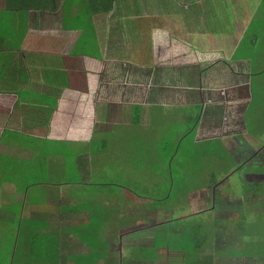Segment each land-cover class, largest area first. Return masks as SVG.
Instances as JSON below:
<instances>
[{"label":"crops","instance_id":"crops-1","mask_svg":"<svg viewBox=\"0 0 264 264\" xmlns=\"http://www.w3.org/2000/svg\"><path fill=\"white\" fill-rule=\"evenodd\" d=\"M222 2L0 0V230H17L14 225L27 214L28 233L20 238V251L18 240L0 235V264L44 261L33 260V228L65 231L60 263L51 264H151L142 248L153 250L155 238L179 241L185 233L202 239L212 223L147 220L133 195L125 201L126 192L106 189L104 173L116 164L127 166L128 149L141 144L138 135L160 126V115L184 119L196 109L197 135L205 111L201 101L208 85L224 83L215 80L225 68H248L250 79L254 61L238 58L239 36L223 26ZM254 43L249 39L248 52L255 53ZM231 80L237 86L238 71ZM134 106L140 109L138 125ZM170 109L179 111L172 116ZM228 118L227 129L240 127ZM241 121L245 126L242 116ZM246 209L241 214L251 212ZM246 219L244 225L217 222L211 245L200 243V254L213 253L217 264H264L258 255L264 253L258 249L264 224ZM86 225L98 253L68 232ZM189 225L201 229L187 234ZM104 246L110 247L101 255ZM246 246L251 255L241 253Z\"/></svg>","mask_w":264,"mask_h":264},{"label":"rangeland","instance_id":"rangeland-1","mask_svg":"<svg viewBox=\"0 0 264 264\" xmlns=\"http://www.w3.org/2000/svg\"><path fill=\"white\" fill-rule=\"evenodd\" d=\"M262 5H264V0H223L221 4L223 26L228 29L232 35L239 36L240 43H245L246 39H252L253 42L256 43L251 46V50L255 52V55L257 53H262L264 55V36L256 37L259 35L257 34L258 32L264 33V6ZM250 33H253V35H250ZM240 55L244 56L243 54ZM254 68L256 70L264 68V57L263 59L254 60ZM235 70L238 71L239 76V83L237 86L233 85L231 80ZM249 73L250 70L248 68H225L220 75H217L215 80V82L218 83L223 79L224 83L221 85H208V95L205 101H201V103H204L205 109L201 119L203 122L201 124L202 128L199 129L194 139L196 142H202L208 138H228L226 141H223L234 157V164L236 167L232 174L227 176L223 174L216 176L212 173L208 175V178L204 175V180L208 181V186H206L205 189L190 192L191 194H184L185 187L190 186V184L183 185V182H181V180L184 181L190 175L186 170H182L185 164H190V167H196L197 163L203 161L209 162L207 170L209 173L211 171L210 169L215 168V166H210V164H215L217 158L215 155H212L210 161L209 157L202 158L201 156L190 160V157L184 152V148L191 147L188 139L183 140V147L176 153L173 136L170 134L174 130V125L172 124L171 127L173 130L166 136L168 137L166 149L161 152L159 149L152 150L151 153L146 155L142 152L140 156L138 155V146L134 149H129V153L125 154V162L128 163V161L131 160L129 166H119V164H116L110 171L104 173L107 178L104 183L108 184L106 189L112 192L113 195H116V189L120 191L121 195L126 192L125 196L127 198L130 196V191L139 196L140 200H138V203L140 208H145L146 213L144 217L148 218L147 220L170 221L184 218L178 223L191 224L204 222L211 224L216 220L221 223H226L230 220L229 217L235 215L238 218V214H241L246 208L251 209V212L246 214V217L249 220H255L257 215L264 211L254 207L257 204V199L259 201L261 196L242 194V192L244 190V182H264V176L256 175L251 172L249 173L251 167H264V135L254 138L250 136L251 134L244 133V127L247 128V130L250 128L256 130L258 128V124L255 125L256 127H252V124L254 125L255 120L257 122L260 113L259 110L261 109V105L257 100L258 96H256L253 89L249 87V85H251ZM251 96H253V98H251ZM185 107H188V105ZM178 111L177 109H170L169 113L174 116L175 112L177 113ZM196 111V109H189L188 116L195 115ZM241 116L245 126H243ZM226 118L231 119L233 123L237 119L240 122V127L227 129L226 126L223 125ZM209 125H213V128L210 127L211 129H209ZM259 128L264 130V126H259ZM185 130L186 128L184 131ZM181 133L182 132L178 134ZM153 137H155L153 132L146 133L145 131L144 139L141 142L142 147L145 148L146 144L151 146L159 144L152 141ZM192 146H195V143ZM257 154V157L250 159V156ZM257 158L261 159L257 160ZM199 159L201 161L197 162ZM167 160H169V162H167ZM170 163L173 169L172 172L174 173L173 184L168 175ZM101 172L102 171H100V173ZM5 186H7L6 182L3 187ZM148 186L151 188L155 187L157 191L154 192L153 190L150 193L144 192L143 189H146ZM120 188L127 189V191ZM92 190H95V188ZM153 204L154 209L150 210V206ZM155 209H158L159 214L155 217L153 216L154 219H149L151 215L154 214ZM167 212L170 213L166 214ZM0 216H2L1 213ZM262 217L264 218V216ZM19 220L14 225V228L18 229H10L9 231L13 234L8 233L6 230H0V235L4 232L8 233V236H13V238L8 241L14 243V241L16 242L18 240L20 251L24 245L23 240L20 241V238L26 239V231L22 234L19 233ZM244 223L243 221V223L240 224L243 225ZM181 232H183V230ZM184 237H187L185 233ZM219 246L226 247V243H222ZM142 250L144 255L148 254L147 247H143ZM34 263L50 264L49 262L40 260L34 261Z\"/></svg>","mask_w":264,"mask_h":264},{"label":"trees","instance_id":"trees-1","mask_svg":"<svg viewBox=\"0 0 264 264\" xmlns=\"http://www.w3.org/2000/svg\"><path fill=\"white\" fill-rule=\"evenodd\" d=\"M28 8H29L28 6H25V9H28ZM252 34L253 33H250V35ZM257 34L259 35H257L256 37L264 36V33H261V32H258ZM248 41L249 39H246L245 43H240L238 58L244 59V58L250 57L252 58V61H254L255 59H263L264 55L262 53H257L255 55L254 53L248 52L246 50V48L248 47L247 45ZM240 54H243L244 56ZM250 84H251L250 89H253V91L255 92V95L258 96L257 100L259 101V104L261 105V109L259 110L260 113L258 115L257 122L255 120L254 125L252 124V127H256L255 125L258 124V128L256 130H253L251 128L248 129V134L249 135L251 134L250 136H253L254 138H258L264 135V130H261V128H259V126H264V69L256 70L254 68V63L251 69ZM251 98H253V96H251ZM134 109H135L134 111L135 114L133 118V123L138 125L140 122V113H139L140 109L139 107H135V106H134ZM200 116L201 114L196 113L195 115L193 114L191 116L187 115L184 119L182 117L181 119H176L175 118L176 116H174V118H170V117H167L166 115L165 116L160 115V120H159L160 126L153 132L155 134V137L152 138V141H155L156 143H159V144H154V146L146 144L145 148L142 147V144L137 145L139 148V151H138L139 156L142 152H144V155H146V154L151 153L152 150L154 151V150L159 149L161 152L164 149H166V142L168 138L166 136L174 129L173 132H171L170 134L173 136L174 144L176 146L175 148L176 153H178L179 150L183 147V140L188 139L189 145L191 147L184 148V152H186V155L190 157V160L196 159L195 157L201 156L202 158L209 157V161H210L212 155H215V157L217 158L215 164H210V166H215V168L210 169L211 171L209 173L207 172L208 167H209L208 166L209 162L207 163L203 161L201 163H197L196 167H190V164H185L182 170H186L190 175L188 174L189 175L188 178H186L184 181L181 180V182H183V185L190 184V186L185 187L184 194L185 193L191 194L190 192H196L197 190L205 189V187L208 186V181L204 180V175H206L207 178H208V175L212 173H214L216 176L222 175V174L227 176L229 174H232L234 172L233 170H235V167H236L234 164V157L232 153L228 150V146L223 141V138H210L202 142H196L194 140L196 137L197 126H199ZM173 121H176V122H173ZM172 124L174 125L173 129L171 127ZM185 128L186 130L184 131ZM180 132L182 133L178 134ZM144 136L145 134H142V135H138L137 137L138 139L143 140ZM194 143H195V146H192L194 145ZM127 152L129 153V149ZM200 161H201L200 159L197 160V162H200ZM130 162L131 160L128 161L127 166H129ZM167 162H169V160H167ZM113 167L114 166H112L111 168ZM168 170H169L168 175H169L170 181L173 184L174 183V177H173L174 173L172 172L173 169L171 168V163L169 164ZM250 172L256 175L264 176V167L251 168L249 173ZM244 183L245 185L243 187L244 190L242 194H247V195L253 194L256 196H261V199L257 201V204L255 205V207L259 208L260 210H264V182L263 183L244 182ZM120 189L127 191V189H124V188H120ZM143 190L146 193H150L153 190L154 192L157 191L155 187L151 188L149 186L146 189L144 188ZM130 194L133 195L135 199L137 200L140 199V197L135 195V193H133L132 191H130ZM123 198H126L125 201L128 200L126 196H123ZM152 209H154V204L150 206V210ZM154 212H158V209H155ZM169 213L170 212H167L166 214H169ZM262 216H264V211L257 215L253 223H257V224L264 223V218ZM245 217L246 216L244 214H242V216H239L238 218L237 216L234 215L233 217H229L230 220H228V222L231 221V222H235L237 225H242L240 223H243V221L245 223L249 222L247 219H245ZM26 218H27V214L22 217L19 233L22 234L24 231H26V235H27L28 234L27 230L24 229L25 222L27 221ZM181 219H184V218L170 220V222L178 223ZM217 222H218L217 220L213 221L212 222L213 226L207 227L206 232L204 236L202 237V239L194 237L191 234L194 231H199V229H201L199 228V226H193V225H189L185 228V232L191 235L179 241H171L167 239V241H164L162 243L161 240H158L155 238V242H154L155 245L153 247V250H151L150 248L147 249L148 254L145 255V260L153 264L154 263L153 257H157L154 264H158L161 257H164V260H166L167 263L162 261V264H217L215 262L213 253L203 255V254H200L199 252L200 243H202L201 248L211 245L214 239V236H215V231H216L214 228V225ZM202 223L204 224V222L191 223V224H202ZM87 226L88 225H86L85 227L71 229L68 232L77 236L82 242H85V244L88 246L90 253H94V254L98 253L97 251L98 249L94 245H92V243H90V241L87 238V235L89 234L88 233L89 228L86 229ZM241 231L248 232L249 230L246 229V230H241ZM64 234H65V231L63 230L59 232L52 231L49 233H45V232H40L39 230H37V228H33L32 231L29 232V237L31 236L29 239H30V248L32 249L31 253H32L33 260L37 259V257H42V259H44L45 262H49L50 264L54 262L60 263L61 259H60L59 252L60 250H63L65 247V238L63 237ZM43 243H47V245L51 247V251L47 252V250L44 249ZM262 244L263 245L259 246L258 249H262L264 251V240L262 241ZM109 247L110 246H104L102 250L100 251V254L106 255V252L108 251ZM173 249H175L174 252H173ZM161 250L164 252L163 254H160L159 251ZM152 251L155 254L158 251L159 254H157V256H154L153 254H151ZM241 253L243 255H251L249 254L250 252L247 246L244 247L243 251L241 250ZM167 254H169V257L167 256ZM171 254L174 255L175 261H172L170 257ZM258 255L261 256V255H264V253H258ZM78 259H80V256H78ZM89 259L92 260V256H90ZM75 263L82 264L79 260H77ZM32 264H35L34 261ZM85 264H90V263H85ZM144 264H147V263H144Z\"/></svg>","mask_w":264,"mask_h":264}]
</instances>
